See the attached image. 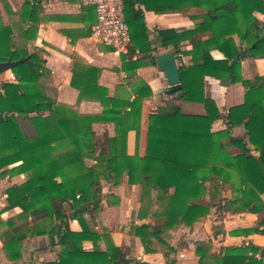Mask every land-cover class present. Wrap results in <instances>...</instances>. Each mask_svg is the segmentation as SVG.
Here are the masks:
<instances>
[{"label":"trees","instance_id":"1","mask_svg":"<svg viewBox=\"0 0 264 264\" xmlns=\"http://www.w3.org/2000/svg\"><path fill=\"white\" fill-rule=\"evenodd\" d=\"M149 2L124 0L133 46L130 58L123 56L117 71L135 79L138 69L156 65L144 11L138 5L156 13L199 9V15L191 16L192 28L160 30L158 39L180 60L181 100L203 104L205 114L186 115L177 107L158 110L150 117L144 158L124 156L121 137L140 130L143 100L153 95L148 85L133 88V101L111 98L108 89L99 85L101 70L77 56L71 86L79 91L78 104L93 101L103 107L100 115L80 114L55 100L47 84L50 71L43 51L28 49L38 30L34 0L24 3L16 25H4L0 16V64L28 58L12 69L16 81L0 86V177L27 176L23 184L5 191L8 206L0 212V225L6 226L0 237L9 262L23 259L29 239L47 236L50 247H59V252L55 262L45 264H149L127 259L109 233H98L85 217L102 205V182L119 186L124 175L130 185L142 187L136 217L148 221L133 222L131 234L140 238L147 254L160 253L167 264L176 263L177 251L165 235L182 226L192 229L210 215L212 207L234 215L264 213V75L251 80L242 76L243 59H264V24L256 17L264 14V0H169L172 8L162 9ZM2 4L10 15H17L8 2ZM201 33H209V38H197ZM187 41L192 48L184 51L181 45ZM137 51L144 58L133 61ZM213 51L223 58L214 59ZM207 77L224 87L241 84L245 89L244 103L229 110L222 132L210 129L222 115L206 96ZM97 123L114 124L115 135L105 133L100 140L94 130ZM238 127L245 130L243 137L233 136ZM184 136L209 143L182 140ZM228 186L231 194L225 197ZM15 209L18 216L3 222L1 215ZM158 219L163 222L156 223ZM70 221H78L82 230L73 231ZM233 234L264 236V222ZM102 241L105 251L99 247ZM86 242L93 244L92 251L85 249ZM195 252L198 264H262L249 254H264L248 245L223 248L214 257L211 244L203 242L195 243Z\"/></svg>","mask_w":264,"mask_h":264},{"label":"crops","instance_id":"2","mask_svg":"<svg viewBox=\"0 0 264 264\" xmlns=\"http://www.w3.org/2000/svg\"><path fill=\"white\" fill-rule=\"evenodd\" d=\"M3 1L8 2L11 10L17 15H10L3 7ZM27 1L0 0V16L3 24L12 25L13 21V25H16L20 21L18 14L21 13V8ZM149 3L152 7L158 9L172 8L173 6L169 0H150ZM34 5L38 8L36 15L38 30L35 39L28 43V47L32 46L34 49L39 48L43 51L42 57L46 60V67L50 71L49 78L54 81L55 88L59 91L60 101L64 99L62 102L67 103L69 106L78 105L80 114L100 115L103 112V107L98 102L84 101L78 104L79 91L71 86L73 59L77 56L89 66L101 70L99 85L108 89L111 98H130L133 101L135 99L133 88L141 83L148 85L151 89L153 95L143 100L140 130L122 134L121 149L124 156L134 158L147 156L150 117L158 110L177 107L186 115L205 114L203 104L184 102L177 92L168 93L166 91L169 88L166 75L159 71L157 65L138 69L135 79H129L128 75L123 71L118 72L117 70H120L123 64L122 57L130 58V54H117L110 47L99 43L93 37L92 29L96 24L97 18L95 9L92 6L84 5L82 0H34ZM90 7L93 8L92 12L89 10ZM137 7L144 11L148 36L152 43L155 57L171 51V49L164 48L159 41L160 30L173 29L181 32L192 28L195 22L191 19V16L201 13L199 9H193L188 13L173 11L156 13L154 11H146L143 5H138ZM177 7H179V4ZM256 17L264 24V14H256ZM17 37V41L22 43L21 37L19 35ZM196 37L207 40L209 33H201L196 35ZM89 42H91V46H88ZM181 47L184 51L192 48L189 41L182 43ZM212 56L216 60L223 58L218 51H213ZM143 58L144 56L137 51L133 55L132 60L136 61ZM178 62L180 63L179 59ZM256 74L264 75V59H251L248 57L243 59V79L251 80ZM59 80H62V83H59ZM205 93L207 98L215 101L222 115L221 119L211 123V131L213 133L225 131L227 129L226 115L229 110L244 103V87L241 84L224 87L218 80L207 77L205 79ZM107 126L109 137H113L115 135L114 124H108ZM232 132L233 136L236 137H243L245 134L243 127L235 128ZM104 133L107 132L105 131ZM181 139L209 143V140L196 137L184 136ZM250 148L256 154L254 147L251 146ZM206 186H209V183H206ZM227 189L225 197H230L231 188L228 186ZM102 193L104 198L101 207L98 210L87 213L85 216L89 226L98 233L107 231L115 246L119 247L127 259L132 262L142 261L149 264H167L162 254H147L140 238L131 234L133 222L135 224L148 223L147 220L140 222L136 217L141 208L142 187L140 185H130L128 176L124 175L119 186L106 184L103 186ZM262 199L264 201V194ZM205 201L209 202L208 197L205 198ZM7 206L8 203L2 210ZM160 222L163 221L160 219L156 221V223ZM261 222H264V213L261 215H234L231 212L223 211L219 207H212L210 215L197 222L192 229L182 226L171 233L181 241L180 249L183 250V253L179 255L178 264L199 263V257L195 252L196 242L211 244L210 256L214 257L220 256L223 248L248 245L259 247L261 252H264V236L260 234H233V232L239 230L255 228ZM96 224L101 228L100 231L95 227ZM70 227L75 232L82 230L78 221H70ZM84 247L88 251L93 250L91 242H86ZM99 247L102 251L106 250V244L103 241L99 243ZM58 252L59 247L51 248L49 237L44 236L29 239L25 247L23 260L17 263H11L4 254L3 256L8 264H25L26 262L45 264L55 262ZM159 257H162V263L158 261Z\"/></svg>","mask_w":264,"mask_h":264},{"label":"built area","instance_id":"3","mask_svg":"<svg viewBox=\"0 0 264 264\" xmlns=\"http://www.w3.org/2000/svg\"><path fill=\"white\" fill-rule=\"evenodd\" d=\"M82 2L86 6H92L96 12V24L92 29L93 37L117 54L129 55L133 42L124 15V0H82ZM9 80H16L12 73L9 74ZM2 82L5 80L0 78V86ZM249 255L264 264V254Z\"/></svg>","mask_w":264,"mask_h":264},{"label":"rangeland","instance_id":"4","mask_svg":"<svg viewBox=\"0 0 264 264\" xmlns=\"http://www.w3.org/2000/svg\"><path fill=\"white\" fill-rule=\"evenodd\" d=\"M13 25V21L11 23ZM17 40H18V37H17ZM19 43V41H18ZM20 44H23V41L22 43L20 42ZM88 46H91V42L88 43ZM29 51H33L34 50V47H28ZM12 73L11 71L9 72H6L4 74H0V78L2 80H5V82H15L16 80H9V74ZM13 74V73H12ZM3 83V82H2ZM59 83H62V80H59ZM47 84L48 86L53 90V97L56 99V101L59 103V104H63V105H66L67 107L69 108H73L75 111H77L79 113V106L78 105H74V106H69L67 105V103L65 102H62L64 99H61L62 101H60V97L58 95L59 91L55 88V83L54 81H51L50 78H48V81H47ZM54 86V87H53ZM66 98L68 99V97L66 96ZM87 115V114H85ZM104 125V126H103ZM108 124H104V123H97L94 125V130L97 134V137L100 139V140H103V136H104V132L107 131V126ZM109 134V133H108ZM88 163L90 164V162L88 161ZM27 179V176L25 175H20V176H17V177H14L13 179H8V178H2L0 177V212L1 210L7 205L6 203V200H7V197H5V191L10 188L11 186L14 185H20V184H23ZM108 184L107 181H103L102 182V185H106ZM109 185V184H108ZM20 213L19 210H14V211H11L9 213H5V214H2L1 216V219L3 222H6L7 220L9 219H12V218H15L16 216H18V214ZM110 217V216H109ZM111 218V217H110ZM161 224V222H160ZM98 229V231L101 230V228L98 226V224H96V226ZM6 226H2L0 225V235L2 234V232L5 230ZM174 231V230H173ZM168 232L165 237L166 239L168 240L169 244L175 248V250L177 251L178 254H176L173 259L175 260V264H178L179 263V255L181 253H183V250L180 249V242L178 240V237L177 236H173L171 233L173 232ZM176 246V247H175ZM4 252H3V243L1 241V237H0V264H8L5 259H4V256H3ZM23 260V259H22ZM161 263L163 262V259L162 257H159V260ZM25 264H31L30 262H26Z\"/></svg>","mask_w":264,"mask_h":264},{"label":"water","instance_id":"5","mask_svg":"<svg viewBox=\"0 0 264 264\" xmlns=\"http://www.w3.org/2000/svg\"><path fill=\"white\" fill-rule=\"evenodd\" d=\"M244 58V57H243ZM28 58L13 62L9 60L0 64V74L12 71L14 67L23 63ZM156 65L160 72L165 73L169 88L168 93H174L181 90V75L179 71V62L176 54L172 51L156 56ZM254 153V152H253ZM259 155V153H257Z\"/></svg>","mask_w":264,"mask_h":264}]
</instances>
